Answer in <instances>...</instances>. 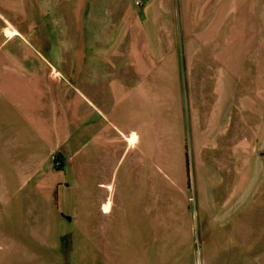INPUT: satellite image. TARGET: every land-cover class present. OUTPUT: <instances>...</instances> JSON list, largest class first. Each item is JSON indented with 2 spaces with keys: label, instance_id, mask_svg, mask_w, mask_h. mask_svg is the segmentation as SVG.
Returning a JSON list of instances; mask_svg holds the SVG:
<instances>
[{
  "label": "crops",
  "instance_id": "0c3cea01",
  "mask_svg": "<svg viewBox=\"0 0 264 264\" xmlns=\"http://www.w3.org/2000/svg\"><path fill=\"white\" fill-rule=\"evenodd\" d=\"M217 1L218 7L211 0L198 11L203 13L202 40L189 37L186 43L192 57L201 53L200 42L202 48L210 44L219 51L223 62L212 76V87L194 92L202 100L201 109L193 102L185 109L178 96L173 124L161 123L158 129L157 122L170 113L162 85L152 81L158 68L153 59L158 53L163 59L162 53L169 58L170 50L176 52L171 2H149L137 18L129 0L125 9L117 5L119 22L123 13L130 18V30L123 29L119 44L132 38L128 57L132 55L135 67H115V51H93L104 43L100 35L111 33L95 24L84 31L76 8H70L69 22L59 26L61 39L69 42L70 58H58L74 75L73 85L32 46L31 41H45L34 35L38 19L33 9L27 7L21 15L14 12L13 1L0 0L6 12L0 14V264H59L58 258L50 259L56 247L50 233L61 235L67 219L83 226L91 220L96 234L114 230L112 221L128 214L122 199L113 211L115 166L126 158L132 160L121 187L124 196L139 201V217L149 214L161 225L169 213L183 227L169 235V244H162L152 264L199 263L194 233L203 264H264V45L256 44L257 21L264 19L244 15L247 3L242 0L240 15L249 26L255 23V30L234 36L235 49L228 53L221 42L234 6ZM258 2L264 6L263 0ZM248 6L255 7L253 2ZM42 8L39 20L48 21L50 9ZM6 29L15 33L6 36ZM113 34L110 40L117 37ZM228 38L232 44L234 38ZM166 42L171 49L163 51ZM4 66L11 72L3 73ZM152 116L154 130L146 127ZM115 117L122 128L112 121ZM167 181L170 187H165ZM189 188L195 194L194 212L186 209ZM186 229L191 240L187 244L181 242Z\"/></svg>",
  "mask_w": 264,
  "mask_h": 264
},
{
  "label": "rangeland",
  "instance_id": "374dc122",
  "mask_svg": "<svg viewBox=\"0 0 264 264\" xmlns=\"http://www.w3.org/2000/svg\"><path fill=\"white\" fill-rule=\"evenodd\" d=\"M11 1H13L12 4L15 9L14 12H17L18 14L25 15L27 13V7L33 9L34 13L36 14V18L38 19L36 25H34V35L36 36V39L44 38L45 41H31L32 46L34 47L35 51L47 57L52 62V64L55 65L57 70L64 75L65 79L73 85L75 84L74 75H71L69 71H66V68L68 67H65V65L61 64L58 58L59 54L66 55L70 58V49L68 48L69 42H64L61 39L62 36L60 35L63 34L59 31V26L66 25V22H69L68 20L72 14L70 8L73 9V12L76 8L77 14L79 16L78 19H82L84 31L86 29H91L89 25L95 24L96 29L102 30V32L105 34L114 33L113 36H117L113 40H110L109 38L111 34L107 37L106 35H100L102 36L100 37L101 42L104 43L95 45L93 51H115V67H118L122 63L125 66L129 65L130 67H135L136 62L132 61V55L130 54V59L128 57V49L131 51V48L134 45L132 38L129 36L126 38V40L119 44V42L123 39L124 30H130V18L127 19L126 14L123 13V17L125 18L122 22H119L121 21V18H117L119 13L118 6L126 8L125 3H127L128 0H121L123 4H119L118 2L116 3L110 0H107V2H105V0H55L54 2H47V5L44 2H40L42 0ZM153 1L129 0L128 4L130 3L132 12L137 11L136 13H133V17L137 18L138 15L135 14H138V11L143 10L147 3L149 4V2L152 3ZM166 1L171 2L173 5V29L178 38V43H176V52L173 49L170 50L169 58H165L167 53L164 52L161 54L163 59H161L160 53H158V58L156 57L153 59L155 66L158 68L156 71L153 70V73L155 74H151L152 81H155L154 84L162 85L164 90V106L167 110H169L170 113V115L163 114L164 121L157 122V126L160 127H158V129H161V123L164 127H166V125L171 127V123L173 122H171V114L176 107L178 96H180L185 109L192 105V102L198 103V106L201 109L202 100L195 99L194 92L198 89H200L201 92L209 91V89L212 87V76L220 68L221 62H223L222 58L218 57L219 51L215 48V46H211L210 44H207L210 48L206 47V45H204L205 48H202L203 44L200 42L199 50L201 53L199 55H195L194 57H192L186 49V43L189 37L193 40H202L204 37V34L202 33V26L204 23L202 15L203 13H198V11L201 12V9L207 3H210L211 0ZM244 1L247 3V6L252 2L255 5L254 8L244 5L243 8L245 9H242L244 15L247 13V15H250L251 17H256L260 20L264 19L263 3H259L258 0ZM217 2L218 1L216 0V6L218 7ZM102 4L114 6H106ZM225 5L226 7H230L231 5L234 6L233 11L228 13L227 21L229 24L225 28L226 35L222 38L221 42L222 45H224L221 46V49L226 48V51L229 53L232 52L236 46L234 36H240L241 33L248 34L249 28L254 31L255 23L252 22V27L249 26L248 24L250 21L244 20V18L240 15L241 9L239 10V7L243 5L242 0H225ZM45 6L50 9L49 12L51 15L49 16L48 21L46 19L40 21L39 16L44 13V9L42 7L45 8ZM248 11H250V13H248ZM141 12H139L140 15L142 14ZM0 14L6 16L5 10L1 7ZM65 14H67V16ZM127 17L130 16L127 15ZM47 23L53 25V28H47ZM187 23L189 25L191 24V27H186ZM257 23L258 26L256 27V30H259V34L256 44L262 46L264 45V25H262L264 23L263 21H257ZM121 31L123 32L121 33ZM216 31L217 28L215 32L212 33H216ZM4 32L6 36L15 33V31L7 29ZM41 34H44L45 36L41 37ZM229 36L234 38L232 44L228 41L231 40L228 38ZM134 37L137 41L139 36L134 34ZM105 40H108L109 42H105ZM84 41H90V39H85ZM83 44L87 46L90 45V43L87 42H84ZM163 45V51H165L167 47L168 49H171L169 48L170 45L167 44V42ZM172 54L174 56H172L173 58H171ZM134 59L137 60V57ZM128 60L130 61V64L127 63ZM67 61H70V59H67ZM160 68H162V72L159 70ZM2 70H4L3 73L11 72V68L7 66H4ZM109 76L108 79L111 80ZM114 78L118 79L119 75L115 73ZM55 81L58 82L59 80L57 79ZM204 88H206V90H204ZM106 114L111 119V115L108 113ZM147 120L148 124L146 127L149 129L151 127L152 130H154V126H156L154 116L148 118ZM112 121L116 126L122 128L116 117L113 118ZM131 127H134V125L132 124ZM131 160L126 158L123 160L124 163L121 166H115L116 169L114 173L115 198L113 211L116 210L117 203L120 199H122L126 204L124 205V212L128 214L124 215L122 219L115 218V220L112 221L115 229L111 231L105 230L104 235L96 234L93 230H91V220H87V223L84 226L82 224L75 225L74 221L71 219L65 220L66 224L68 225L61 235L53 234L52 232L50 233V238L56 241V247L51 252V261L53 258H58L59 264H94L92 259L94 256L96 258V251H98L99 257L97 260H99L100 264L103 262V260L108 262V264H152L153 260L160 254L162 244H169V235L174 234L177 228H183L181 225H177L175 222L176 220H171L172 216L169 213L165 214L162 218V226L160 225L159 220L156 221L154 218H152V216L150 217L149 214L147 219L139 217V201L136 199L134 200L130 195L124 196L126 192L121 187V180L126 174V171H129L128 168L130 167L129 165ZM147 169H150V166H147ZM168 186L170 187L169 182L167 181L165 187ZM195 206V194L193 193V190L189 188L186 196V209L187 211L194 212ZM91 211L92 215L96 216L97 212L95 208ZM99 218L100 216H98V219ZM91 219L93 220L95 218ZM102 219L106 221V218ZM181 234H183L181 242H184L185 244L191 243V240L189 239V231L187 229ZM193 237H195L193 240L195 247L194 258L199 259V263L197 260H195V264H203L199 254L200 248L198 245V234L194 233ZM94 244H99V250H94ZM106 245L109 247H106Z\"/></svg>",
  "mask_w": 264,
  "mask_h": 264
},
{
  "label": "built area",
  "instance_id": "2783aa9c",
  "mask_svg": "<svg viewBox=\"0 0 264 264\" xmlns=\"http://www.w3.org/2000/svg\"><path fill=\"white\" fill-rule=\"evenodd\" d=\"M54 161H55L56 163H58L57 158H55V157H54Z\"/></svg>",
  "mask_w": 264,
  "mask_h": 264
}]
</instances>
